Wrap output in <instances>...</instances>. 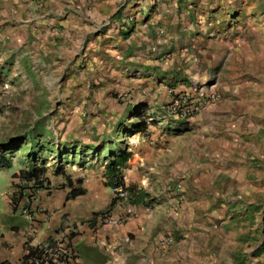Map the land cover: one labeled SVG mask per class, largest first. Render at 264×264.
Instances as JSON below:
<instances>
[{"label":"crops","instance_id":"0c3cea01","mask_svg":"<svg viewBox=\"0 0 264 264\" xmlns=\"http://www.w3.org/2000/svg\"><path fill=\"white\" fill-rule=\"evenodd\" d=\"M152 2L0 0V173L10 183L2 208L8 219L0 221V263L19 264L33 245L64 233L72 235L78 264H227V257L222 260L203 249L208 239H200L205 235L182 225L189 217L191 223L198 219L195 204L184 194L188 180L198 182L203 175L196 171H210L198 161L201 152L209 155L210 146L204 151L198 146L211 143L209 131L220 111L211 101L215 94H207L208 104L188 118L168 114V105L191 93L205 76L195 57L201 15L168 12L166 0ZM183 2L172 1L174 6ZM121 94L133 101L110 106L108 101ZM136 106L143 109L146 129L124 132L136 121ZM27 115L34 119L25 134L21 129ZM62 118L68 129L72 124L89 128V140L56 142L54 127ZM17 137H23L19 150L1 149ZM30 143L53 151L44 153L42 178L47 181L38 190H30L29 183L21 191L26 197L13 210V194L18 186L26 187L15 174L29 168ZM119 144L131 154L122 171L124 185L146 194L137 205L128 203L127 192L123 201L111 195L105 186V154L94 157L89 151ZM69 148L68 160L55 164L56 150L67 153ZM72 190L77 195L68 199ZM128 210L132 215L124 224H112ZM15 213L22 218L12 220ZM102 217L110 225H101ZM165 235L173 242L160 247L158 239ZM245 260L237 257L235 264Z\"/></svg>","mask_w":264,"mask_h":264},{"label":"rangeland","instance_id":"374dc122","mask_svg":"<svg viewBox=\"0 0 264 264\" xmlns=\"http://www.w3.org/2000/svg\"><path fill=\"white\" fill-rule=\"evenodd\" d=\"M166 1L170 5L168 12L200 13L195 57L201 60L199 69H205V76L199 77L192 92L177 96L172 104L180 97L186 98V104L190 100L198 103L213 93V104L220 110L216 114L218 121L212 126L214 130H207L213 135L211 143L201 141L198 146L202 151L210 146L209 155L201 152L198 159L199 164H208L210 171H196L197 176L203 175L198 182L192 177L185 187V199L195 204L198 219L191 223L189 217L182 225L185 231L205 235L200 239H208L203 249L216 258L227 257V264H235L237 257L245 260L246 254V264H264V253L254 255L256 249L264 246V0H184L181 6H174L173 0ZM124 10L119 8L120 12ZM132 99L121 94L108 103L112 107L125 106ZM63 101L60 97L58 104ZM206 104L190 116L201 112ZM168 114L174 116L169 111ZM33 119L29 115L24 117L21 133L28 132ZM67 123L62 118L55 125L56 142L70 145L75 138L81 142L89 140V128L72 124L68 129ZM126 142L133 150L134 144ZM156 147L160 148L158 144ZM48 159L51 166L54 158L53 162ZM211 171L217 173L213 178ZM9 184V179L0 173V221L8 219L2 208ZM250 206L255 209L247 210ZM10 217L22 218L18 213ZM105 219L101 218V225H110L109 220L103 222Z\"/></svg>","mask_w":264,"mask_h":264},{"label":"trees","instance_id":"16d2710c","mask_svg":"<svg viewBox=\"0 0 264 264\" xmlns=\"http://www.w3.org/2000/svg\"><path fill=\"white\" fill-rule=\"evenodd\" d=\"M143 112V109L141 107L136 106L132 112V117L136 119L135 123H132L129 125L125 131L130 132H144L146 129L145 122L140 118L141 113ZM123 131V130H122ZM23 141V137L14 138L11 139L7 144H4L1 146V149L6 150H19L21 148V145L19 146V143ZM127 146L123 145L116 146L115 148H111L110 146H107L105 148H101V146H96L94 148H91L89 151H92V156H97L100 153L105 154L103 158L105 159V186L108 188H122L126 190L128 193V203L131 205H137L139 203L144 202V198L146 197V194L141 191L137 190L134 187H126L124 185L122 171L125 169L126 163L128 159L130 158V153L127 151ZM53 153L51 148H47L45 144H39V143H30V146L28 148V153L26 154L28 160H29V168L27 171H19L17 176H19L20 180H24V183H26V187H20L18 186L17 194H13L11 207L13 210L17 209L18 203L22 201L26 196H24L23 192H21L24 189H28L29 183L31 186L29 187L31 189L38 190L39 188H42L47 181L46 178H42L45 173V152ZM73 151L72 148H69V150L66 152L63 151H57L54 153V163L56 164L58 160L64 159V161L68 160L67 157H70V153ZM67 155V157H66ZM81 155V152L80 154ZM66 157V158H65ZM77 195V192L72 190L71 193L68 196V199L74 198ZM114 203V202H113ZM264 211V210H263ZM24 212L30 214V211L27 209V206L24 208ZM262 226H263V232H264V216L262 218ZM72 236V235H71ZM256 254L260 255L261 253H264V246H261L258 250H256Z\"/></svg>","mask_w":264,"mask_h":264},{"label":"built area","instance_id":"2783aa9c","mask_svg":"<svg viewBox=\"0 0 264 264\" xmlns=\"http://www.w3.org/2000/svg\"><path fill=\"white\" fill-rule=\"evenodd\" d=\"M214 100V97L211 98V101ZM208 102L209 100L199 99L198 103L190 100V103L186 104V98L180 97L168 108V111L178 118H188L192 112L197 111L198 108ZM110 193L117 200H126L127 193L121 187L112 188ZM131 215L132 210H128L125 215L116 220H112V224H124ZM70 235L60 233L49 241L39 242L33 245L25 252L19 264H78L77 254L70 242ZM172 242V238L168 235L158 239V245L160 247H168Z\"/></svg>","mask_w":264,"mask_h":264}]
</instances>
